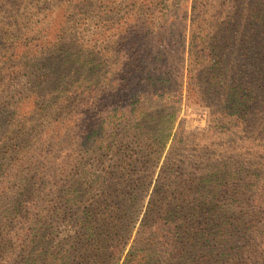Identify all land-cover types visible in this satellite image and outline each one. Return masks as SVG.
Wrapping results in <instances>:
<instances>
[{"label": "trees", "instance_id": "obj_1", "mask_svg": "<svg viewBox=\"0 0 264 264\" xmlns=\"http://www.w3.org/2000/svg\"><path fill=\"white\" fill-rule=\"evenodd\" d=\"M95 3L0 0V264H264V0L226 22L180 15L129 48L64 22L48 48L33 38L58 8L115 9ZM184 60L206 126L170 134L156 92ZM70 61L90 78L56 76Z\"/></svg>", "mask_w": 264, "mask_h": 264}, {"label": "rangeland", "instance_id": "obj_2", "mask_svg": "<svg viewBox=\"0 0 264 264\" xmlns=\"http://www.w3.org/2000/svg\"><path fill=\"white\" fill-rule=\"evenodd\" d=\"M110 2L111 8H115L111 13H103L99 10H89L85 14H82L81 10H76L71 13L70 11H63V8H58L51 14L50 23L42 28V30L33 35L35 41L38 43L43 42L45 47H49L50 40L56 38L58 28L60 25L64 23L73 25V29L76 36H80L81 33H84L89 38H93L94 35L91 33L92 30H97L94 34H99V38H103L104 44L111 43L109 41L114 40L115 38L121 41H126L123 45V48L126 46L129 48L131 45L137 46L136 44H140L138 40H141V37H146L150 39L154 35V31L157 30L158 27H166L168 24L172 23L174 18H177L180 15H184V22H188V20L194 16L195 14L202 13L203 18L206 22H226L229 17L231 9H233L234 5L240 6L239 1L236 0V3H231L230 0H203L201 5L192 4L191 0H164L163 4H159L158 0H139V3L144 4V9L148 7L146 11L142 10V12H138L132 17L131 13H129L128 17L125 18L126 23H129V27H123V29L118 30L115 28L114 30H106L103 31L101 29L102 25H108L117 20H113L115 18L123 19L126 16L125 7L128 4V0H96V7L99 9L102 8L104 2ZM250 6V0H245ZM213 2H224L225 3V17L224 19H212L207 16V7L210 3ZM234 2V1H232ZM113 3V4H112ZM244 3V2H243ZM242 7V6H241ZM94 11V13H92ZM72 15L66 17L68 14ZM141 14V15H140ZM144 16L149 19H152L153 28L148 27L141 17ZM143 18V19H144ZM183 19V18H182ZM149 28V30L147 29ZM153 32L150 33V31ZM149 31V34H145V32ZM138 32V33H137ZM140 34V35H139ZM135 35H138L137 37ZM81 37V36H80ZM120 39H119V38ZM150 37V38H149ZM36 43V42H34ZM91 43H86L85 45H89ZM125 51V49H123ZM62 59V58H61ZM61 61V60H60ZM170 65V64H169ZM61 70L58 76L62 81H73L79 78L89 79L91 74L89 71L81 72L77 71V64L75 61H70L60 65ZM168 66V65H167ZM106 67L104 66L97 73L99 74V79H103L107 76ZM180 71L178 72V74ZM97 74V75H98ZM186 74V61L184 60L182 66V75L180 77H175L177 79L176 82L173 83V88L157 91L156 95L160 102H163L165 105V109L167 111L173 112V119L171 122L170 134L174 131L185 135L189 132H196L201 128L206 126L207 114L206 108H202L201 106L192 105L188 99H186V91H185V77ZM175 76L174 74H172ZM80 76V77H79ZM179 80H181V84H179ZM58 87H61L60 85ZM71 87L69 88V90ZM178 91V92H177ZM70 92V91H69ZM68 93V92H67ZM157 103V102H156ZM146 104V103H145ZM179 136L176 135V137ZM172 136L170 135L169 138ZM170 141H168L161 153V156L164 155Z\"/></svg>", "mask_w": 264, "mask_h": 264}]
</instances>
